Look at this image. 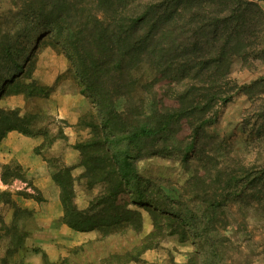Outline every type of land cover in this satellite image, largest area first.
<instances>
[{
  "label": "trees",
  "instance_id": "16d2710c",
  "mask_svg": "<svg viewBox=\"0 0 264 264\" xmlns=\"http://www.w3.org/2000/svg\"><path fill=\"white\" fill-rule=\"evenodd\" d=\"M11 2L13 29L7 33L0 29V86L12 84V91H17L31 77L35 49L49 37L50 45L60 47L69 59L81 93L91 97L102 114L98 123L82 122L91 127V138L73 145L86 186L101 183L102 191L79 208L74 201V166L51 173L59 188L62 223L79 232L97 230L100 237L138 234L140 208L146 206L152 231L122 254H111L116 264L137 261L142 252L158 247L164 236L184 241L190 229L196 237L213 231L209 223L222 219L227 199L246 195L238 191V179L231 171L216 167V189L198 194L205 204L198 212L169 196L157 198L153 182L138 173L135 162L170 152L188 164L190 153L199 149L201 130L218 114L214 104L230 98L229 89L221 88L225 81L216 75L226 79L231 58L243 54L247 46L241 36L248 24L241 1L219 0L217 14L216 2L206 0ZM140 66L151 76L144 84V96L133 103ZM33 84L23 91L28 101L38 95L32 92ZM120 98L125 104L118 110ZM34 120V113L0 109V141L10 131L33 137ZM184 128L189 130L187 136L182 135ZM19 169L18 164L2 165V182L21 177ZM175 196L181 198L182 193ZM192 211L209 223L194 225L198 218Z\"/></svg>",
  "mask_w": 264,
  "mask_h": 264
},
{
  "label": "rangeland",
  "instance_id": "374dc122",
  "mask_svg": "<svg viewBox=\"0 0 264 264\" xmlns=\"http://www.w3.org/2000/svg\"><path fill=\"white\" fill-rule=\"evenodd\" d=\"M240 1L248 21L241 33L247 46L243 54L231 58L226 79L216 75L225 81L221 88L229 89L230 98L214 104L218 114L201 130L199 149L190 153L188 164L170 152L144 157L135 164L138 173L153 182L157 198L169 196L190 210H201L204 203L198 194L216 189V167L231 171L238 179V191L246 195H231L223 204L222 219L213 224L192 211L198 220L195 224L190 220L191 224L209 223L213 231L196 237L190 229L184 241L175 235L164 236L158 247L124 264H264V0ZM206 2H216L217 14L219 0ZM11 3L0 0V29L4 33L13 29ZM48 38L43 37L35 49L31 77L14 92L15 85L0 86V109L35 114L36 135L29 138L36 141L33 153L39 159L32 164L35 171H27L10 156L11 151L4 155L0 147V174L4 164H18L21 174L6 177V183L0 178V193H4L0 196V264H116L111 254H122L152 231L146 206L140 208L142 227L138 234L128 231L100 237L97 230L79 232L62 221L48 220V213L59 200L52 172L74 166V201L79 208L103 189L101 183L86 186L81 177L83 167L78 164L79 152L73 148L91 138V127L82 122L98 123L100 106L81 93L69 59L60 47L51 46ZM136 73L133 103L142 99L144 84L151 76L145 66ZM33 82L32 92L38 95L28 101L23 91ZM124 104L120 98L116 108ZM188 134L184 128L182 135ZM26 148V143H17L15 151L23 156ZM176 192L182 197L177 198Z\"/></svg>",
  "mask_w": 264,
  "mask_h": 264
},
{
  "label": "crops",
  "instance_id": "0c3cea01",
  "mask_svg": "<svg viewBox=\"0 0 264 264\" xmlns=\"http://www.w3.org/2000/svg\"><path fill=\"white\" fill-rule=\"evenodd\" d=\"M17 143H26L28 148H26V153L22 156L16 153V144ZM36 144V141L18 134L17 132L10 131L6 134V136L2 139L0 142V147L4 148L5 153L4 155H7L10 152V156H13L17 162L24 167L25 170L29 171H35L33 170L32 164L36 163L39 161L38 156L33 153V148ZM2 161V159H1ZM54 210L48 213V220L49 221H57L61 222V217H62V208L60 201L57 200V202L54 204ZM64 224V223H63Z\"/></svg>",
  "mask_w": 264,
  "mask_h": 264
}]
</instances>
